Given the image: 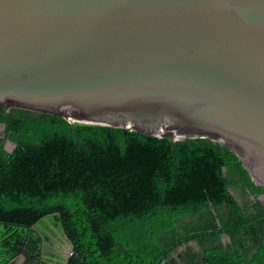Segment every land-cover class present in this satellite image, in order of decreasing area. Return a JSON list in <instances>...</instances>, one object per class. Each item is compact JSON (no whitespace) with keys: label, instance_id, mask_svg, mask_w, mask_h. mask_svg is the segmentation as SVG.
Masks as SVG:
<instances>
[{"label":"water","instance_id":"1","mask_svg":"<svg viewBox=\"0 0 264 264\" xmlns=\"http://www.w3.org/2000/svg\"><path fill=\"white\" fill-rule=\"evenodd\" d=\"M0 107L213 141L264 191V0H0Z\"/></svg>","mask_w":264,"mask_h":264},{"label":"trees","instance_id":"2","mask_svg":"<svg viewBox=\"0 0 264 264\" xmlns=\"http://www.w3.org/2000/svg\"><path fill=\"white\" fill-rule=\"evenodd\" d=\"M0 124V264L54 236L67 264H264V191L219 144L20 108Z\"/></svg>","mask_w":264,"mask_h":264},{"label":"flooded vegetation","instance_id":"3","mask_svg":"<svg viewBox=\"0 0 264 264\" xmlns=\"http://www.w3.org/2000/svg\"><path fill=\"white\" fill-rule=\"evenodd\" d=\"M1 110L2 108L0 107ZM69 245L61 236H54L50 241L43 240L38 252L28 251L27 249L20 250L14 260L7 264H67L71 254ZM23 251L25 255H22Z\"/></svg>","mask_w":264,"mask_h":264},{"label":"rangeland","instance_id":"4","mask_svg":"<svg viewBox=\"0 0 264 264\" xmlns=\"http://www.w3.org/2000/svg\"><path fill=\"white\" fill-rule=\"evenodd\" d=\"M2 132L3 131L0 128V135L2 134ZM4 145H5V150H7L8 152H11V150L13 149V145L10 142H8L7 140L4 141ZM1 232H2V229L0 228V237H1Z\"/></svg>","mask_w":264,"mask_h":264}]
</instances>
